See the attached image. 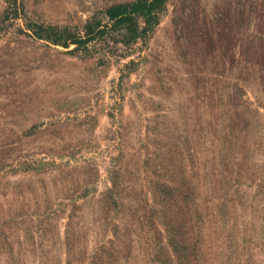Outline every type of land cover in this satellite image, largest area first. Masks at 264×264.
<instances>
[{
    "label": "rangeland",
    "instance_id": "obj_1",
    "mask_svg": "<svg viewBox=\"0 0 264 264\" xmlns=\"http://www.w3.org/2000/svg\"><path fill=\"white\" fill-rule=\"evenodd\" d=\"M135 1L0 0V264H264V0Z\"/></svg>",
    "mask_w": 264,
    "mask_h": 264
},
{
    "label": "trees",
    "instance_id": "obj_2",
    "mask_svg": "<svg viewBox=\"0 0 264 264\" xmlns=\"http://www.w3.org/2000/svg\"><path fill=\"white\" fill-rule=\"evenodd\" d=\"M166 2L167 0H137L131 4L114 6L103 12V16L107 19V22L102 24L100 20L96 19L94 20L91 29H96L100 34H103L109 29L116 30L118 32H121L122 29H124L126 31V36H124L125 40L130 42L135 38V33L137 31L136 24L134 26L136 18L141 17L146 19L148 24L147 26L150 27L153 22H155L154 19H156V13L162 9ZM63 45L66 46V43L64 42ZM113 185L118 189L120 187V183L117 181ZM108 193H110V195H107V193L105 195V197L107 196V199L111 198L112 195L115 194V190H110ZM103 201L105 202V200ZM120 206H123V203H121ZM118 240H120L119 236L117 237V240L114 241ZM104 252V250H100L96 254L94 253L91 257L92 261L90 264H111L109 260H106L107 257H105ZM101 257L105 258L102 259Z\"/></svg>",
    "mask_w": 264,
    "mask_h": 264
}]
</instances>
